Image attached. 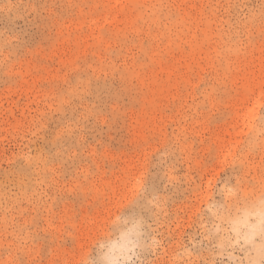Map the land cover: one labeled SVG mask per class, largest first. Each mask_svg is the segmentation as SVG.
<instances>
[{
    "label": "rangeland",
    "instance_id": "obj_1",
    "mask_svg": "<svg viewBox=\"0 0 264 264\" xmlns=\"http://www.w3.org/2000/svg\"><path fill=\"white\" fill-rule=\"evenodd\" d=\"M189 1L0 0V264H264V0Z\"/></svg>",
    "mask_w": 264,
    "mask_h": 264
},
{
    "label": "bare ground",
    "instance_id": "obj_2",
    "mask_svg": "<svg viewBox=\"0 0 264 264\" xmlns=\"http://www.w3.org/2000/svg\"><path fill=\"white\" fill-rule=\"evenodd\" d=\"M92 1H94L95 10L97 11L98 16H101V19L105 23L114 25L123 22L125 24L130 25L138 18V16L140 17V13L133 16L132 11L136 9L138 10V7L143 5L144 6L150 5V8L152 9L154 3L159 0H92ZM172 1L175 4L178 3L177 2L178 0H172ZM185 1L187 2L188 0H184V2ZM190 1H189V7H187L188 9L186 8L184 10L183 12L184 14L182 17L180 16L181 19L179 18L180 21L178 22L179 26L181 27L180 32L185 33V35L189 34V32L192 30V27L198 24V23L195 24V22L197 21L195 15L192 14L191 12V10L194 8L193 5L190 3ZM198 12H200L199 9ZM98 21L99 20L94 19L91 21L92 22L91 24H93V26L95 27H99V25L97 24ZM92 30H96V29L94 28ZM201 30L204 41L209 43V39H208L209 36H207V32L210 30V25L205 24ZM90 37H92L93 39H99V35L93 32L90 34ZM174 43H175L174 41L167 38L165 44L166 48H169ZM206 53L207 51L205 52V54ZM182 54L183 57L178 63L177 60L171 63H166V62H162L160 58L154 59L153 62L156 61L155 70L152 69L148 73L146 78L138 77L139 82L144 88H146L149 94L155 95V94H161L172 91H175V93H177L176 91H178V88H180L178 87V84L187 82V76H188L187 70L189 67L185 60L186 58H188V53L184 51L182 52ZM181 61H183V64H181L182 63ZM181 67H183V70H181ZM244 91L250 93L251 91H254V88L248 85L241 88V93H244ZM261 217L263 216H260V218Z\"/></svg>",
    "mask_w": 264,
    "mask_h": 264
},
{
    "label": "clouds",
    "instance_id": "obj_3",
    "mask_svg": "<svg viewBox=\"0 0 264 264\" xmlns=\"http://www.w3.org/2000/svg\"><path fill=\"white\" fill-rule=\"evenodd\" d=\"M84 264H91V262H89V261H85Z\"/></svg>",
    "mask_w": 264,
    "mask_h": 264
}]
</instances>
